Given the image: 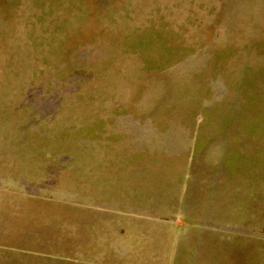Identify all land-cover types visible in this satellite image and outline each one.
<instances>
[{
    "label": "rangeland",
    "instance_id": "rangeland-1",
    "mask_svg": "<svg viewBox=\"0 0 264 264\" xmlns=\"http://www.w3.org/2000/svg\"><path fill=\"white\" fill-rule=\"evenodd\" d=\"M0 264H264V0H0Z\"/></svg>",
    "mask_w": 264,
    "mask_h": 264
}]
</instances>
